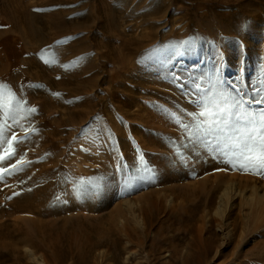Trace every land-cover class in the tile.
Wrapping results in <instances>:
<instances>
[{
  "label": "rangeland",
  "instance_id": "rangeland-1",
  "mask_svg": "<svg viewBox=\"0 0 264 264\" xmlns=\"http://www.w3.org/2000/svg\"><path fill=\"white\" fill-rule=\"evenodd\" d=\"M262 73L264 0H0V82L37 108L0 164L31 161L0 182V264H264V175L169 116L194 82L264 96Z\"/></svg>",
  "mask_w": 264,
  "mask_h": 264
},
{
  "label": "snow or ice",
  "instance_id": "snow-or-ice-1",
  "mask_svg": "<svg viewBox=\"0 0 264 264\" xmlns=\"http://www.w3.org/2000/svg\"><path fill=\"white\" fill-rule=\"evenodd\" d=\"M36 11H43L36 9ZM71 39V38H66ZM65 41H57V44ZM187 43V42H182ZM166 48H176L177 45H167ZM160 49H153L154 52ZM47 49L42 50V55L47 53ZM47 63H53L50 58ZM71 65H63L65 69ZM200 79V78H197ZM261 85H264V73L261 76ZM29 87H40V85L29 84ZM182 89L183 84L179 85ZM23 87V85H22ZM190 95L195 98L192 100L198 106V111L187 112L189 118L185 120V114L169 112L170 118L179 126L183 137L192 145H200L208 148L221 158V161L232 168H238L242 171H253L256 174L264 175V107L254 109L251 105H264V96L259 98L243 97L237 99L234 96H226L215 90L213 85L211 90L204 88L200 83L194 82L191 86ZM258 94L264 92V87L255 88ZM61 95L60 93H53ZM13 102L15 107H13ZM71 102V101H70ZM245 105H248L246 107ZM37 111L35 106L29 105L25 98L17 96L12 90L11 85L0 82V164L6 160H11L16 156L17 151L14 145L22 144L30 138L32 132H36L34 127L26 128L22 121ZM98 119V118H97ZM11 121V123H9ZM23 129L24 135L18 136L13 131V127ZM87 129V126H86ZM9 133L10 136H9ZM111 139V133H108ZM181 145H177V152ZM90 151V149H82ZM21 156L16 164L10 167L0 166V182L4 181L5 176L14 175L16 171L23 170L24 164H30L31 161H25ZM122 160V157H121ZM139 161L142 170L150 171L143 159V154H139ZM117 167H127L126 163H118ZM100 177H81L74 185L77 193L88 188H97ZM19 193H13L18 195ZM11 199V197H8Z\"/></svg>",
  "mask_w": 264,
  "mask_h": 264
},
{
  "label": "bare ground",
  "instance_id": "bare-ground-1",
  "mask_svg": "<svg viewBox=\"0 0 264 264\" xmlns=\"http://www.w3.org/2000/svg\"><path fill=\"white\" fill-rule=\"evenodd\" d=\"M32 31V30H31ZM18 87V86H17ZM264 189V188H263ZM256 195V194H255ZM264 196V195H263ZM261 197V196H260ZM264 198V197H263ZM263 198H261L262 200H263ZM259 200H260V198H259ZM258 200V201H259ZM262 200H260V201H262ZM259 203H262V208H263V210H264V200L262 201V202H259ZM258 203V204H259ZM257 207V206H256ZM259 208V207H258ZM261 209V208H260ZM255 210V209H254ZM264 216V215H263ZM260 220V219H259ZM110 230V229H109ZM105 234V233H104ZM112 243H113V241H112ZM114 244H115V242H114Z\"/></svg>",
  "mask_w": 264,
  "mask_h": 264
}]
</instances>
